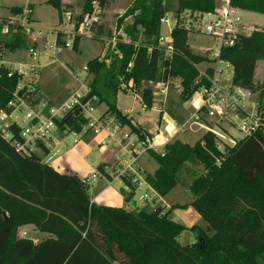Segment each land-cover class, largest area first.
Masks as SVG:
<instances>
[{"label":"trees","instance_id":"16d2710c","mask_svg":"<svg viewBox=\"0 0 264 264\" xmlns=\"http://www.w3.org/2000/svg\"><path fill=\"white\" fill-rule=\"evenodd\" d=\"M94 1L84 0L82 14L76 17L78 22L92 12ZM98 1L105 11L110 0ZM217 1L179 0L177 13H213ZM166 2L134 0L117 26L120 30L124 19L133 18V23L124 28L130 42L108 45L104 55L86 64L89 94L83 102L96 99L97 105H105L102 121L113 120L140 133L142 128L118 109L119 92L140 96L150 110L156 103L152 87L158 83L179 79L182 104L189 102L201 86L209 87L206 78L199 79L197 65L209 62L214 66L217 62L208 54L192 51L186 29L176 26L172 31L176 54L171 60H166L160 50L161 20L169 12ZM45 4L61 18L62 8L66 7L62 0H47ZM231 5L264 15V0H232ZM11 11L22 13L20 8ZM5 22L1 20L0 30ZM103 27L98 28L95 39L110 41L113 33ZM80 41L75 40L73 50H78ZM26 42L25 30L14 32L11 28L6 35L0 31V59L4 50L25 48ZM261 59L264 33L257 31L240 36L220 55V60L232 68L230 84L258 95L264 117V77L261 83L255 82ZM211 66L206 74L212 78ZM9 74L10 69L0 64V111L6 109L21 81L17 74ZM65 96L67 99L68 91ZM48 102L53 106V101ZM166 111L180 120L175 112ZM87 123L81 109L75 107L57 126L62 134H79ZM218 144L219 139L211 132L193 146L176 140L166 146L164 156L149 151L158 168L153 174L144 171L150 191L165 198L182 184V175L190 172V166L202 168L189 186L193 200L183 206L192 207L207 224L202 229L187 228L170 218L180 206L152 210L146 204L137 212L98 205L89 196L85 180L58 172L44 162L42 153L27 155L0 136V264H264V124L235 145H225L223 151ZM40 147L49 155L45 143ZM106 166L101 165L99 172L105 174ZM124 184L121 193L124 201L130 202L136 187L127 180ZM25 227L45 239L36 243L19 236ZM185 231L194 233L195 241L182 246L179 238Z\"/></svg>","mask_w":264,"mask_h":264},{"label":"rangeland","instance_id":"374dc122","mask_svg":"<svg viewBox=\"0 0 264 264\" xmlns=\"http://www.w3.org/2000/svg\"><path fill=\"white\" fill-rule=\"evenodd\" d=\"M45 1L46 0H0V17L10 18L12 19L11 21L17 20L20 23H25L28 29L34 30L28 31L26 42L27 44L25 48L17 49L15 51H11L10 49L4 50L2 61L4 63V66L9 68L10 70H18L24 65L31 62L29 49L33 46V42L30 38V35H35L39 30L42 32H51L56 29V25L58 23V12L52 7L46 5ZM65 1L70 2L71 6H69V9L75 16L79 15L82 12L84 0ZM133 2L134 0H110L108 8L103 12L101 16V26H104L103 28L106 29V31L110 30L115 36L119 35L118 33L123 34V37L118 36V41L123 40L121 38H124V36L128 38L124 28L130 26L133 23V18L128 16L126 19H124L123 27L120 30H117V26L118 20L120 18H124L126 11L132 7ZM222 5V0H218L216 8L219 9L222 7ZM166 6L169 10V12L167 13V18H169L170 23L162 25L161 34L169 37L171 29L174 28V19L177 20L176 26L184 28L189 32L188 44L192 51L196 54H208V57L210 59V52L215 51L216 44L210 37L202 34V26L205 20V18L202 16V13L183 11L182 13L178 14L177 10L179 7V0H167ZM19 7L24 8L22 9L21 14L15 15L11 12L13 8ZM31 7L33 8V10ZM30 10L31 13L32 11L34 13L29 15L28 11ZM241 15L243 25L252 26V32L257 31L264 33V15L243 11ZM47 39L52 41L53 36H50V34H48ZM128 40L130 42L129 38ZM42 44L43 43L39 42L37 45L39 49L38 57L40 63L43 65L44 62H46L44 57L48 56L51 51L47 48L44 50V44ZM108 45L109 41L106 40L84 38L80 41L77 51L69 49L63 50L58 53L57 57L60 60V63L53 65L52 67L49 66L50 68L48 67L45 69H41L39 72V78L43 77L41 80L37 81V87L40 91V96L43 95V98H45L46 100L53 101V106H58L63 103L66 100L65 93L68 91V88L71 86L75 87L73 75L77 76L80 81H85L87 77V73L86 71H84L86 64L89 61L106 53ZM208 63L209 62L197 65L200 76L204 75L208 77V75L206 74V69L211 66ZM211 67H214V75L217 73V69H221L219 71V74L222 77V80L230 81L232 76L231 66L227 67L226 64L217 66V64H215ZM200 76L199 79L201 80ZM263 77L264 60L261 59L257 63L255 82L261 83L263 81ZM204 78L205 77H202V79ZM20 82H22V79ZM166 87H168V92L167 97L164 98L162 97V95H159V92ZM152 88L154 90V93L156 94L155 105H158H153V107L161 108L165 100L169 103V105H166L167 107L165 108L178 114V117L183 116L185 118H190L195 113L196 107L193 100L194 97L187 103H180L182 86L179 79L174 81L170 80L166 84L158 83ZM117 105L123 113H125L126 110L132 109L136 113L152 114L150 110L148 112L143 111L141 109L140 103L137 101V98L134 99V95L132 94L129 95L124 92H119L117 97ZM181 106V112H179L177 110V107ZM94 107L96 109L94 114L96 115L103 114L107 110V107L105 105H97L96 102H94ZM177 122H180L182 124L185 122V120L180 119ZM209 122L211 123L208 124L209 128H214L216 131L222 133V135H224L225 133L231 138L235 136L238 138V140L240 139L241 135L237 131L236 123L228 120L227 116L225 119H222L221 117L210 118ZM206 133L207 129L203 130L200 127L192 125L190 123V128L187 129L185 133L177 135L174 141L178 140L183 144L193 146L196 142L201 140ZM54 135V143H51L50 141L47 142V145H50V154L46 155L42 150H39L38 153H42L44 162L48 165L55 166L56 168L64 172L66 171L67 173L76 175L82 180H86L95 173H97V175H100V178L97 179L96 183L89 185L88 194L91 198L100 193L101 189H99V186L102 183L105 185H108V183H110L99 172L98 168L100 167L101 162L104 159L112 158L114 155L118 156L119 154L122 155L123 160L127 159L123 150L118 147L114 148L115 144H112V142L110 141H102L101 145L98 146L95 139L99 134H95L94 132H89L88 134H86L83 131L79 134H62L61 132L55 131ZM224 141L225 145L231 143L229 140L226 141V139H224ZM120 144L122 143L120 142ZM126 144L128 145L129 141H127ZM103 145L105 149L109 148V151H107V153H101V146ZM112 151H114V155L111 154ZM140 165L144 166L149 173H154L158 168V163L153 158H151L149 154H145L141 157ZM190 168L191 169L189 173L184 172V174L182 175V184L178 185L165 198H159L155 193L149 191L146 185H143L137 190V194L132 201L125 202L121 193V188L123 186L120 180L113 182V184L103 192L102 198L105 199L104 201H109V203H111L106 204L108 207H123L126 211L138 212L143 205V202L140 200L141 196H143L145 193H148L149 201L147 202V204L149 205L150 209L153 210L157 207L166 209L163 204L168 205L167 210H170L175 206H180L181 208L174 210V212H172L170 216V218L174 222L184 225L187 228L198 226L202 229H206L207 224L202 220V218L192 207L183 209V206L189 205L193 200V197L189 190V186L192 184L194 179L203 172L202 168L196 166H190ZM19 236L32 239L36 243H39L40 241H43L45 239L44 235L34 231L30 227L21 228L19 231ZM194 241L195 235L191 231H185L179 238V243L182 246L192 244Z\"/></svg>","mask_w":264,"mask_h":264},{"label":"built area","instance_id":"2783aa9c","mask_svg":"<svg viewBox=\"0 0 264 264\" xmlns=\"http://www.w3.org/2000/svg\"><path fill=\"white\" fill-rule=\"evenodd\" d=\"M222 2V7L216 8L213 13H202V16L205 18L202 34L210 37L216 44L215 51L210 52V60L216 61L217 66L226 64L227 67H230L229 64L220 60L222 49L234 46L240 36H250L253 27L242 24V11L231 5L232 0H222ZM92 8V12L84 16L81 22H78L76 17L81 15L82 12L75 16L71 10L63 7L58 28L50 32L53 40H48L46 32L40 30L35 35H30L33 42V46L29 49L31 62L18 70H10L11 74L9 75L17 74L22 79V82H20L17 90L14 92L6 109L0 111V136L7 141H11L18 151L27 155L39 154V150H42L40 144H46L55 138L54 132H59L57 122L61 121L64 115L75 107L81 109L88 122L83 130L85 133L90 131L100 134L102 131L107 130L110 124H114L116 132L124 128L113 120H109L108 122L102 121V114H94L96 111L94 107L96 99L83 102L89 94L86 80L80 81L72 73L75 87L71 86L68 88L67 99L58 106H50L48 100L41 98L37 87V81L41 79V77L39 78L40 70L60 63L57 57L58 53L63 50H73L74 42L77 38L82 40L84 38L94 39L96 37V32L101 26V16L104 11L98 0L93 2ZM28 14H31V10L28 11ZM167 17L161 20V27L164 24L170 23ZM176 24L177 20L174 19V28ZM11 28H13L14 32H17L19 29L25 30L27 34L30 30L25 23L14 20L2 23L1 34H8ZM174 28L171 29L169 37L162 34L159 37V48L164 53L166 60H171L176 54L172 40ZM118 34L116 36L113 35V38L109 41V45L116 46L119 42L118 36L123 37L122 33ZM121 39L123 40H119L123 43H129L126 36ZM39 42L44 44V50L47 48L51 51L48 56L44 57L46 62L43 65L40 63L38 57L39 49L37 44ZM0 64H4L2 59H0ZM220 70L217 69V73L212 78L204 75L200 76L201 79L205 77L210 85L208 88L201 86L196 91L193 99L196 107L195 113L182 124L173 120L171 125L166 126V134L164 137L162 136L163 143L158 142L156 138L145 132L135 133L129 130L122 134V139L129 141V144L123 149L127 159L122 160L121 166L115 172L109 166L104 167V173L109 175L112 172L116 173L114 175L121 180L123 187H126L124 184L126 180L130 181L136 187V194L137 190L143 185H146L150 191L145 182L144 170L140 166L141 157L148 154L151 150L164 156L166 146L171 144L177 135L185 133L190 128V123L203 130L207 129V132L214 134L219 139L218 149L222 151L225 146L224 139L226 141L229 140L231 143L228 145L233 146L238 141V138L235 136L231 138L225 133L222 135V133L216 131L214 128H209L208 124H211L209 122L210 118L221 117L225 119L227 116L228 120L236 123L237 131L241 135L240 139L251 136L259 130L264 124V117L258 101V95L253 94L251 91L234 87L228 80H222L219 74ZM84 71H86V66ZM197 84L199 83L197 82ZM128 92L130 93V91ZM167 92L168 87L162 89L159 95L166 98ZM154 95L156 98L155 93ZM135 97L141 101L140 96L135 94ZM164 103H166L165 100ZM143 108L146 110L144 105ZM163 109L164 106H161L159 112H162ZM119 146H121L120 143ZM97 178L98 175L95 173L85 181L91 185ZM148 199V193L141 196L142 207L147 204Z\"/></svg>","mask_w":264,"mask_h":264},{"label":"crops","instance_id":"0c3cea01","mask_svg":"<svg viewBox=\"0 0 264 264\" xmlns=\"http://www.w3.org/2000/svg\"><path fill=\"white\" fill-rule=\"evenodd\" d=\"M47 1V0H46ZM45 1V2H46ZM62 2H63V4L69 9V6H71V4H70V2L69 1H65V0H62ZM19 8H21V7H19ZM32 8V7H31ZM12 9V8H11ZM21 9H24V8H21ZM32 10H33V8H32ZM70 10V9H69ZM12 12V11H11ZM243 12H245V11H243ZM34 12L32 11V13L31 14H33ZM1 20H7V21H11L12 19H10V18H4V17H0V21ZM36 22V21H35ZM37 23V22H36ZM58 23H59V15H58ZM58 23H57V27H56V29L58 28ZM55 30V29H54ZM48 34H50V32H46V35L48 36ZM28 35V34H27ZM43 45V44H42ZM126 94H129V95H131V93H129V92H126ZM132 95H134V99H136V97H135V94H132ZM137 101L140 103V105H141V109L143 110V111H146V112H148L149 110H145L144 108H143V104L141 103V101L139 100V99H137ZM166 105L168 106L169 105V103L168 102H166ZM155 106H158V105H155ZM162 106H164V109H163V111L162 112H159V108L160 107H153L152 109H150V112L152 113V114H141V113H136L135 111H133L132 109L131 110H126L125 111V113H123L121 110H120V108L118 107V109L123 113V114H126V115H128L130 118H132L141 128H142V130H143V132H145V133H147V134H150V135H152V137H154V138H156L157 139V141L158 142H160V143H163V140H162V136L164 137L165 136V134H166V130H165V128H166V126H168V125H171V122H173V120H175V119H173L169 114H168V112L166 111V110H168L167 108H165V103L164 104H162ZM166 106V107H167ZM176 108V107H175ZM181 108H182V106L181 107H177V110L179 111V112H181ZM176 114V113H175ZM177 115V117H178V114H176ZM179 118L181 119V120H188L189 118H185V117H183V116H179ZM109 125V124H108ZM130 129L128 128V127H124V128H122V129H120L119 131H115V126H114V124H110L109 126H108V129L107 130H105V131H102L98 136H97V138L95 139V141H96V144L98 145V146H100L101 145V142L102 141H110V142H112V144L114 143L115 144V146H114V148L115 147H118V148H121L122 150L125 148V146L127 145L126 143H127V141H125V140H123L122 139V134H124V133H126V132H128ZM111 136V137H110ZM176 141V140H175ZM51 143H54V139L53 140H51L50 141ZM92 142V141H91ZM122 143L121 144V146L123 147H121V146H117V145H119V143ZM89 143H90V140H89ZM46 146H47V148L50 150V145H47V143H46ZM113 148V149H114ZM107 151H109V148H104V146H101V153H107ZM50 152H51V150H50ZM124 152V151H123ZM50 154V153H49ZM111 154H113L114 155V151H112L111 152ZM114 156H116V155H114ZM112 157V158H108V159H104L102 162H101V164H100V166L101 165H107V166H109V167H111V168H113V170H114V172L115 171H117L118 170V168H119V166H121V162H122V160H123V158H122V155H118V156H116V157ZM141 166V168L145 171V172H147V173H149L148 172V170L144 167V166H142V165H140ZM54 169H56L58 172H60V173H67L66 171L64 172V171H62V170H60V169H58V168H56L55 166H52ZM156 171V170H155ZM70 174V173H69ZM106 180H108V182H110V183H108V185L106 184H101L100 186H99V189H101L100 190V193L99 194H97L96 196H94L93 198H92V201L94 202V203H96V204H100V205H102V206H107L106 204H111V203H109V201H104L105 199H103L102 198V195H103V192L110 186V185H112L113 184V182H115V181H117V180H120V179H118L114 174H116V173H113L112 172V174L111 175H105V174H103V173H100ZM150 174H153V173H150ZM100 175H98V178L97 179H99L100 177H99ZM109 176V177H108ZM112 180V181H111ZM121 181V180H120ZM97 182V180L94 182V183H96ZM94 183H92V184H94ZM91 184V185H92ZM160 198V197H159ZM165 207H166V209L165 210H167L168 209V205H165V204H163ZM162 205V206H163ZM108 207V206H107ZM112 207V206H111ZM119 208H123V207H119Z\"/></svg>","mask_w":264,"mask_h":264}]
</instances>
